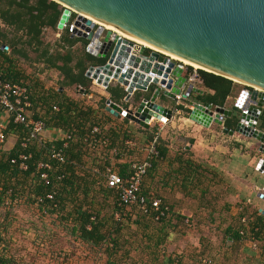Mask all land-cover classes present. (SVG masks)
Returning <instances> with one entry per match:
<instances>
[{
	"label": "trees",
	"instance_id": "16d2710c",
	"mask_svg": "<svg viewBox=\"0 0 264 264\" xmlns=\"http://www.w3.org/2000/svg\"><path fill=\"white\" fill-rule=\"evenodd\" d=\"M63 11L52 0H0V45L9 49L0 51V76L4 83L28 88L33 118L43 122L46 130L58 129L64 134L61 139L44 135L31 138V130L15 123L13 115L0 129L5 136L0 142V264H158L160 256H167L163 248L169 237L166 229L173 223L183 228L196 224L193 217L186 223L188 217L176 210L181 204L177 194L183 196L182 202L190 199L203 208L209 222L214 223L228 212L218 209L228 196V188L220 174L199 164L185 146L172 152L169 142L157 137L154 129L140 126L138 132L146 139L137 138L126 127L129 120L121 121L107 112L108 100L119 104L126 97L121 85L109 86V99L102 97L99 105L87 99L65 98L58 90L38 95L37 84L25 75L21 60L31 67L45 63L63 75L61 86L87 92L92 80L86 77V65L107 62L84 51L75 73L72 49L84 40L72 38L67 31L61 35V48L65 49L50 52L44 30L58 31ZM199 75L206 91L194 94V98L213 108L225 107L227 99L241 87L204 70H199ZM150 94L136 93L134 105ZM0 111L5 112L1 105ZM235 124L228 122L226 126L233 128ZM95 127L100 133L93 134ZM258 129L264 131V109ZM152 147L155 153H151ZM126 158L128 162L122 163ZM145 162L149 166L141 177L138 195L144 198L148 213H143L138 203L120 204L119 191L108 187L105 176L110 168L128 179L132 166ZM40 164L50 167L40 168ZM44 173L47 179L42 177ZM156 199L165 212L159 220L152 208ZM241 208L224 233L225 241H259L254 218L262 224L264 215L256 212L249 216L247 209ZM63 241H67L66 247ZM24 242L38 253L45 250V261L34 262L22 255ZM176 255H171L174 262L181 257Z\"/></svg>",
	"mask_w": 264,
	"mask_h": 264
},
{
	"label": "water",
	"instance_id": "95a60500",
	"mask_svg": "<svg viewBox=\"0 0 264 264\" xmlns=\"http://www.w3.org/2000/svg\"><path fill=\"white\" fill-rule=\"evenodd\" d=\"M63 6L64 11L58 28L70 19L72 10L86 15L105 26L111 27L128 37L138 39L158 51L175 55L191 63H195L209 73L232 80L242 86L252 89L251 99L258 108H251L248 116H236L232 111L223 108H213L211 104H202L191 97V89L183 95L189 98L193 106L189 119L203 127L212 124L224 126L225 118L233 119L235 127H225V134L234 136L236 133L254 139L260 143V151L264 153V131L258 129L259 117L264 109V0H52ZM103 28L86 37L94 49L89 54L107 59L104 65L91 66L86 73L98 84L109 87L110 77L126 86L127 101L134 96V91H146L151 79L146 77L152 65L131 55L134 43L119 39L117 34L108 31L103 41L99 40ZM7 52L8 47L3 46ZM145 46L140 47V55H144ZM150 61H158L160 54L152 52L144 56ZM168 64L164 78L168 77L174 64L165 58ZM131 66L127 74L119 75L125 64ZM141 63V65H139ZM163 65L158 63L153 71L162 74ZM183 71L176 68L173 75L177 78L172 88V80L167 83L164 91L156 86L153 95H147L138 104L134 113L126 107H120L111 100L107 101L106 111L115 117L122 116L136 125L150 128V120L154 117L163 120L151 108L165 111L170 119L173 110L157 103L164 96L175 100L181 93L185 82ZM166 81H162L164 84ZM158 80H154L157 84ZM260 90V92L256 91ZM198 93L203 91L195 90ZM87 93V91H85ZM144 95V94H143ZM147 104V105H146ZM148 106V107H147ZM236 108L239 107L236 105ZM257 170L264 172V159L257 165ZM264 201L263 193L258 195ZM264 214V208L262 209Z\"/></svg>",
	"mask_w": 264,
	"mask_h": 264
},
{
	"label": "crops",
	"instance_id": "0c3cea01",
	"mask_svg": "<svg viewBox=\"0 0 264 264\" xmlns=\"http://www.w3.org/2000/svg\"><path fill=\"white\" fill-rule=\"evenodd\" d=\"M45 30L47 34H44V37L48 39L46 45H49L51 53L55 49H65L61 48L63 31L59 30V28L58 31L50 28ZM83 42L80 41L72 49L74 62L71 67L74 68L75 73L78 72V68H76L77 62L80 63L81 59L85 57L83 52L86 41ZM96 59L99 58L96 57ZM22 61L20 63L24 65L23 72L27 77L31 78L32 83L37 84L35 91L38 92V95L39 93L43 94L46 90H51L54 93L58 90L60 94H64L65 98L84 101L87 99L86 102L98 105L102 97L107 99L110 97L106 91L107 88L96 86L93 83L90 87V92L87 93L78 87L75 90L70 87L64 88L61 86L64 79L63 75L56 69L50 68L45 63L33 64L31 67V65ZM91 66L97 67L100 65L96 62L88 63L86 65L87 70ZM199 86L198 89L200 91H206L201 84ZM243 88H238L235 95L227 99L225 109L230 110L228 108L229 101H233L236 107V99ZM162 97L164 96H161L160 101ZM134 102L135 100L133 99L131 105H134ZM119 104H122V101ZM177 116L170 124L175 126L181 123L179 127L184 130V135L188 138V142L184 145L185 149L191 151L194 159L199 164L220 174L226 184L228 196L218 206V209L228 212L226 215L218 217L214 223H210L205 216L206 212L203 208H199L190 199L182 202L183 196L177 194L176 197L181 201V204L176 207V210L186 218L188 217L187 221L193 217L196 224L194 227V224L190 222L191 224L187 228H183L177 227L176 223H173L166 229L169 237L166 239V245H163V248L167 256H160L159 261H157L158 264H196L202 256L212 259L215 264H264V223L261 224L262 221H257V217L254 220L255 223H258L260 231L259 241L245 240L240 243L239 241H234L233 238H228L226 242V236L224 235L226 229L231 225L232 219L240 215L241 207L247 209L249 216H253L256 212L264 215L262 212L264 201L258 197L260 193H263L264 189V174L257 170L259 161L264 159V153L260 151V143L254 139L241 137L237 133L234 136L225 134L223 129L227 127L226 124L233 122V119H228V117L224 120V126L212 124L210 127H203L191 121L186 114ZM7 119L6 113L0 111V125H5ZM120 119L122 121L124 118L121 117ZM126 127L137 138L146 139L145 134L138 132V125L135 123L129 122ZM150 128L157 132L154 127L150 126ZM63 135V132L58 129H47L44 133V136L52 139H61ZM170 144L172 152L181 149L174 147L172 143ZM126 159L122 163L128 162V158ZM215 190L219 191V188L215 187ZM244 220L247 219L244 218ZM254 246H256V249H254ZM176 254L181 257L180 260L174 262V259H171V255L175 256Z\"/></svg>",
	"mask_w": 264,
	"mask_h": 264
},
{
	"label": "built area",
	"instance_id": "2783aa9c",
	"mask_svg": "<svg viewBox=\"0 0 264 264\" xmlns=\"http://www.w3.org/2000/svg\"><path fill=\"white\" fill-rule=\"evenodd\" d=\"M103 28V34L101 35L100 39L101 41L104 40L106 33L108 31L117 34V37L119 39H126L132 43H134V47L132 48L131 55H135L136 57H139L142 61H146L147 63H150L152 65L151 72L149 74H145L146 77L150 78L151 81L148 83V87L146 91H134V95L136 93H142V94H148V92H151V96L153 95L155 91V87L158 86L161 89V93L164 91L172 92V89H167V83L172 80V88L175 86V83L177 81V78L173 75V71L176 68H179L183 71V77L185 78V82L183 84V87L181 88V93L176 94V98L174 101H176V104L174 107H169L173 110V116L171 119L163 118V120H159L156 118H152L149 122L150 126L157 127L156 136L159 137L161 131L174 119L175 116L179 114H186V116H190L191 111L194 109L193 106H191L189 103L184 105V109L187 112H184L180 107H182L183 101H189V98H185L183 95L186 93L188 89H191V97L198 93L195 90H199V85L202 83V79L199 75V70L195 68L191 64H187L185 61L179 59V58H173L170 55H167L165 53H161L160 51H156L151 49L149 46L143 45L142 43H138L137 41H134L130 39L128 36L122 34L121 32L114 30L111 27L105 26L102 23L87 17L84 14H81L77 11L72 10V15H70V19L63 25V29L61 31H67L72 38H80L86 41L84 45V51L89 52L90 49H94L91 45V41L87 40L86 37L96 33L99 28ZM86 36V37H84ZM145 46V52L144 55H140V47ZM0 51H3V46L0 45ZM9 52V49L8 51ZM152 52H156L160 54V59L158 61H150L148 58H145L144 56H151ZM165 58H168L173 64L174 67L170 73H168V77L164 78V75L166 74V69L169 67L168 64H165L163 61ZM141 63L139 65H141ZM163 65L164 70L161 75H159L158 72H154L153 69L156 64ZM131 69V66H128V63L125 64V68L122 70V72L119 75V78L123 74H127L128 70ZM92 80V83L99 87H104L103 85L98 84L97 80ZM157 79L158 83L154 84V80ZM166 81L164 84H162V81ZM115 85H121L127 91V87L123 84L118 82V79H114L113 76L110 77L109 86ZM153 88V91L151 89ZM252 89L245 87L239 94V96L236 99V105L239 107L240 116H248L250 113L251 108H258L256 105V102L259 100L251 99L250 91ZM80 91V89H78ZM260 92V90H256ZM127 96V95H126ZM31 95L29 93L28 88L20 85H12L10 83H4L1 76H0V105L4 108L6 116L9 117L10 115H13L15 118V123L24 125L26 128H29L31 130V138H34L36 136L44 135L46 131V126L43 122L37 121L33 118V113L31 111L32 109V102H31ZM145 98V97H144ZM144 98H141V101L144 100ZM134 97H132L130 100L127 101V98L124 97L122 100V104H117L120 107H126L127 109L132 110L134 113L137 111L138 105H131L132 100ZM140 101V102H141ZM157 103H160V100H157ZM165 106V105H163ZM122 117V116H121ZM124 118V117H122ZM125 119V118H124ZM130 123L134 124L132 121ZM5 125H0V129H3ZM100 133V130L95 127L93 134ZM241 137V134H238ZM5 140L4 133L0 131V142L2 143ZM127 144L133 146L135 143L133 141H127ZM151 153H155L154 148L152 147ZM55 158L61 159L60 154H55ZM21 159H25V157H20ZM147 166H149L148 162L142 163V164H134L132 166V174L128 179H125L124 177H121L117 173L113 172L110 168L107 169V172L105 173L106 176V182L109 188H113L119 191L120 194V204L122 205H134L139 204L141 211L143 213H148V207L145 204L144 198H140L138 193L140 191V185H141V177L145 174ZM23 168H26L25 165H22ZM40 168H49L50 166L47 164H40ZM264 174V172H261ZM42 177L44 179H47V174H42ZM48 183V181H47ZM152 208L155 212L158 213V217L156 218L159 220L161 217L165 215V212L161 210V201L159 199H156L152 203ZM245 222V220H243ZM186 223H189L186 221ZM190 225V224H189ZM254 249H256V246H254ZM201 264H215L212 259L204 258L201 261Z\"/></svg>",
	"mask_w": 264,
	"mask_h": 264
},
{
	"label": "rangeland",
	"instance_id": "374dc122",
	"mask_svg": "<svg viewBox=\"0 0 264 264\" xmlns=\"http://www.w3.org/2000/svg\"><path fill=\"white\" fill-rule=\"evenodd\" d=\"M63 7V6H62ZM1 22H0V26H1ZM44 34L46 35L47 32L46 30H44ZM45 41H48L47 38H45ZM241 87H244L241 85ZM142 96H145L142 94ZM195 95H193V98H194ZM134 97V96H133ZM163 105L165 106H174L176 104V101L170 99V98H166V97H162V100L160 101ZM189 101H183L182 102V107H180L184 112H187L185 109H184V105L185 104H188ZM228 108L236 115L238 116L239 115V109H237L235 107V103L233 101H229V104H228ZM154 110H159L161 111L164 115H165V111H162L161 109H156V108H153ZM176 117V116H175ZM174 117V118H175ZM179 117V116H177ZM167 119H170L169 117ZM178 123V122H177ZM181 123H178L177 125L175 126H171V124L169 123L160 133V137L163 138L166 142H169L172 143L174 145V147H177V148H182L186 142H188V138L185 137L184 135V130L182 128L179 127ZM155 129H157V127H154ZM155 131V130H154ZM142 139V138H140ZM171 145V144H170ZM173 147V148H174ZM176 149V148H174ZM63 245L64 247L67 246V241H63ZM24 244H26L25 248L24 247H21L22 248V252L21 254L24 255L25 257H27L28 259H31V261H34V262H43L45 261V256H44V252L45 250H42L40 253L32 250L34 249L31 245H28L27 243L24 242ZM20 254V255H21Z\"/></svg>",
	"mask_w": 264,
	"mask_h": 264
},
{
	"label": "bare ground",
	"instance_id": "6f19581e",
	"mask_svg": "<svg viewBox=\"0 0 264 264\" xmlns=\"http://www.w3.org/2000/svg\"><path fill=\"white\" fill-rule=\"evenodd\" d=\"M122 34H124V33H122ZM125 35V34H124ZM126 36H128V35H126ZM129 38L130 39H132V40H134V41H137L138 43H142L143 45H146V44H144V42H142V41H140V40H138V39H135V38H133V37H130L129 36ZM146 46H149V45H146ZM151 49H153V50H156V51H158L156 48H154V47H152V46H149ZM161 53H165V52H162V51H160ZM165 54H167V53H165ZM167 55H169V54H167ZM170 56H172L173 58H179V59H181V60H183V61H185L187 64H191V65H193L195 68H197V69H202V67H200L199 65H197V64H195V63H191V62H189V61H186V60H184V59H182V58H180V57H177V56H175V55H170ZM148 107V106H147ZM150 109L151 110H153L156 114H158V115H160L161 117H163V118H168L167 117V115L165 116L161 111H159V110H154L153 108H151L150 107Z\"/></svg>",
	"mask_w": 264,
	"mask_h": 264
}]
</instances>
